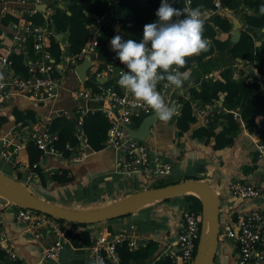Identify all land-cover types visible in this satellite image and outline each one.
<instances>
[{
    "label": "crops",
    "instance_id": "0c3cea01",
    "mask_svg": "<svg viewBox=\"0 0 264 264\" xmlns=\"http://www.w3.org/2000/svg\"><path fill=\"white\" fill-rule=\"evenodd\" d=\"M68 1L70 0L45 1L48 4L45 15L49 13L50 6L53 4L58 5L60 3L64 8L65 3ZM4 4L18 6L23 9L32 6L30 2L19 3L16 0H0V6ZM83 5L84 11L88 13L90 3H84ZM234 6H236L237 12L242 9L244 4L238 1L236 5L228 8L234 12V17L230 16V19L239 20L240 23L238 22V24L241 29L245 26L242 24L241 19L235 17ZM208 19H210V16H208ZM110 27L114 34H121L116 21L111 22ZM94 31L95 29H90L91 34ZM253 34L255 38L260 36L258 31H253ZM58 36L64 46L65 34L60 33ZM260 39L264 40V36H261ZM110 40L111 38H109ZM254 41L256 44L258 43L256 39ZM100 60L98 61L99 65L106 63L111 64L113 67L123 65L116 54L111 55L110 51H107L103 59ZM240 60L231 56L228 48L214 51L190 66L188 71L191 73V78L184 83L183 87L176 88L167 85L160 94L165 98L168 105L170 103L173 105V101L177 103L175 101L177 95H183L184 90L189 86H197L202 74L207 71L213 73L212 77L205 79L208 81L215 79L218 71L224 68H228L230 79H240L244 70L250 72L249 63L243 64ZM257 71L264 74V64ZM87 76L89 78L90 74H87ZM107 79L112 83H118L119 77L107 75ZM74 84H77L76 75L74 72L67 70L54 97L43 103L29 101L23 95V91L11 93L4 104L3 111L7 116V121L0 128V135L14 124L13 119L9 118L13 108L23 110L31 107L39 116L53 109H62L64 111L63 115L69 116L74 121L79 115L85 113V109L99 104L91 100L73 99L69 95L68 89ZM123 90L129 93L125 89ZM198 102L202 103L199 100ZM212 108L210 114L196 115V121L189 126L188 130L181 133L174 125L175 116L168 122H163L155 114L153 123L144 140H146V145L151 153L157 154L169 164V171L166 174L149 175L136 171L121 173L114 167L116 159L114 149L101 147L93 150L86 145L83 148L84 152L80 156L81 158L75 161L50 153H44L40 158V164L43 168L67 169L68 174L71 176L69 180L63 182L51 180L48 178V171L43 170L41 171L44 176L43 183H40L38 178L26 184L31 187L36 186L32 192L44 199L73 209H86L113 202L128 193L145 187L195 177L205 181L213 188L217 199L218 223L221 228L224 225L232 226L238 217L253 209L260 210L264 214V201L241 199L232 195L228 190V183L233 179L259 183L264 178V146L258 147V144H264V132L260 129L261 123L259 126H254L253 129H248L245 120L240 119L238 127L231 133V143L215 149L212 147V137L208 140H205L204 136L188 137V131L195 125L211 124L214 129L221 127L223 123L222 116L228 111V108L222 102L221 97L215 100ZM152 111L150 108L148 113ZM32 128L33 126L27 123L23 125L22 130L28 133ZM0 163H3L9 170L8 173L6 172L7 174L14 175L16 173V170L10 168L8 163L1 158ZM155 176H161L164 181L161 183L154 182L153 178ZM188 193L172 194L145 203L124 215L87 223L75 230L87 229L91 237L101 232L118 233L127 224L133 223L132 234L137 236L135 237L137 247L134 248L144 251L148 242H151L147 255L140 257L137 261L142 260L147 264H152L159 257L176 253L175 241L181 225V214L190 204ZM191 193L193 194V192ZM0 200V231H3V236L0 237V248L5 249V251L8 249L14 253L13 257L20 259L22 264H41L40 253L43 246L52 238L50 231L42 229L39 237L30 235L25 230L23 223L15 222L13 219L16 205L1 196ZM61 224L64 227L68 226L67 222ZM235 255V245L230 240L222 237L218 239L212 264H236ZM6 256H9L7 251ZM132 263L129 262L128 264ZM49 264H88L85 244L79 245L77 239L70 240L69 238V241L62 247L57 259L50 261Z\"/></svg>",
    "mask_w": 264,
    "mask_h": 264
},
{
    "label": "built area",
    "instance_id": "2783aa9c",
    "mask_svg": "<svg viewBox=\"0 0 264 264\" xmlns=\"http://www.w3.org/2000/svg\"><path fill=\"white\" fill-rule=\"evenodd\" d=\"M30 2L32 6L25 8V14L31 15L38 10L35 5L43 0H19V3ZM161 0H157V9L160 6ZM189 0H183L184 8L188 6ZM46 3V2H45ZM44 8L43 11H45ZM222 11V12H221ZM248 11L247 6H243L239 12ZM202 12L208 17L213 13H218L228 18L234 17L232 10L221 7L218 0H212V7L202 9ZM106 19L105 15H92V23L90 29H95L94 33L89 32L87 40L80 46L76 53L63 52L54 57L45 48V38L51 33L49 29V19H45V24L39 25L25 20L22 23L11 22L6 29L8 31V42L1 43L0 47V74L3 79L0 80V115L3 111L4 104L11 93L23 91L24 96L33 103H43L56 94L57 89L67 70H72V67L82 58H90L89 53L96 46V36L98 28ZM158 17L154 14L151 18L152 22H156ZM244 25V24H243ZM245 26V25H244ZM57 37H59L57 35ZM13 52H23L24 61L27 64L29 73L22 75L16 73L11 64V54ZM116 54V53H115ZM87 55V56H86ZM114 55V54H113ZM91 65L95 64L96 70L92 72L91 65L87 68L85 78L68 89L69 95L73 99H84L96 101L95 104L85 109L87 111L98 110L109 121V126L106 129L103 139V147H109L116 151V159L114 167L121 173L142 172L149 175L166 174L169 171V164L163 161L160 156L151 153L147 145L141 139H137L128 135L122 124L132 126L133 119L150 111V107L135 99L130 93H127L118 83H112L106 80V76H118L121 71H126L125 65L113 67L111 64L99 65L96 59L91 58ZM241 63H249V70H244L241 77L248 81L260 82L264 79V74L257 71L253 66V62L245 59L240 60ZM108 73V74H107ZM87 74H90L88 78ZM213 73L207 71L202 74L201 79L212 77ZM94 79L93 86H85V80ZM77 80V77H76ZM167 81H163L157 90L163 91L167 86ZM117 87V88H116ZM183 95L189 97L187 89ZM216 98L205 103H199L198 99H189L193 113L196 115L210 114L211 108ZM173 101L170 107H173L177 116L179 114L180 103ZM213 109V108H212ZM234 117L239 116L238 109L231 110ZM62 109H53L42 114L30 123L33 128L27 133L22 130L23 126L12 124L0 135V158L8 163L13 170L21 171L20 180L25 184L38 179L36 165L40 164V158L44 153H50L58 157H64L61 151L57 150L53 145V141L57 138V132L50 130L49 125L55 116L63 115ZM79 115L74 119L73 132L79 139L77 145L72 148L65 144L71 153L66 156L69 160H78L83 154L84 146H88L85 141V136L80 128L81 117ZM141 117V116H140ZM260 129L264 132V105L262 107V121ZM264 137V135H263ZM27 140H32L40 149L41 154L39 160L33 162L30 166H26L22 160L14 156L17 149L24 146ZM264 144H258V147H263ZM41 165V164H40ZM41 171L46 170L50 175L54 169L41 167ZM229 192L235 197L241 199H256L264 201V178L259 183H252L243 179H233L228 183ZM13 219L15 222L23 223L25 230L34 237H39L42 229H48L52 238L46 243L40 253V263L49 264L50 261L57 259L62 247L69 241L68 235L65 233V228L61 222L53 215L26 208L15 204ZM223 226V225H222ZM134 224L129 223L120 232L109 234L101 232L98 235L89 237L85 248L88 254V264H97V261L103 260V264L116 263L118 255L115 247L125 241L130 247H137V240L132 234ZM198 219L197 211L191 207H186L181 214V225L176 235V250L181 259L191 264L193 258V249L195 247V239L198 238ZM3 236V231H0V237ZM217 239L226 238L230 240L236 248V264H264V214L260 210L253 209L245 214H242L232 224V226L224 225L221 228L218 225ZM7 254L11 257L14 253L6 249Z\"/></svg>",
    "mask_w": 264,
    "mask_h": 264
},
{
    "label": "trees",
    "instance_id": "16d2710c",
    "mask_svg": "<svg viewBox=\"0 0 264 264\" xmlns=\"http://www.w3.org/2000/svg\"><path fill=\"white\" fill-rule=\"evenodd\" d=\"M16 1L19 2V0ZM218 1L221 7L226 8L236 5L238 1L243 3L244 6H247L248 11H243L242 14L239 10L237 11V17L241 19L245 27L240 29L238 39L231 42L229 40L231 20L226 16L213 13L210 19L206 20L203 33L211 41L209 50L202 52L198 56L188 58L186 66L179 69V71H188L193 63L201 61L204 56L225 48L229 49L231 56L253 62V66L257 70H260L264 64V40L260 39L261 36H264V14L259 12V7L261 4H264V0ZM84 3H90L88 13L84 11ZM168 3L180 9L183 6V0H168ZM46 5L48 6L47 3ZM188 6L190 8L199 6L202 10L212 7V0H189ZM156 11L157 0H70L65 3L64 8L53 4L50 6L47 15H45V11L43 10H36L31 15H26L23 8L4 4L0 6V42H8L9 32L5 28L11 22L22 23L25 20H29L34 24L42 25L45 24V19L48 18L51 33L45 38V48L56 58L63 52V49L66 53H76L89 36L92 15L104 14L106 19L98 28L96 46L89 53L92 59H103L107 51H110L111 55L115 54L111 48L108 49L110 45L109 38L117 35L114 34L110 27L111 22L116 21L118 23L121 30V34L119 35H121L122 39H133L139 42L143 37V26L147 23H152L151 18ZM260 28L262 29L260 30ZM253 31H258L260 36L255 38ZM60 33L65 34L64 46L61 44L59 37H57ZM255 39L258 41L257 44L254 41ZM0 52H2L1 47ZM11 60V66L16 73L22 75L29 73L28 66L24 61L23 52H13L11 54ZM90 68L94 72L96 70L95 64L91 65ZM228 72V68H224L218 71L216 78L212 81L201 79L197 86H189L187 88L188 98L184 95H177L176 100L179 101L180 107L179 114L174 118V125L179 133L188 130L189 126L196 121V116L193 113L189 99H198L200 102L205 103L221 97L222 102L227 106L228 111L222 116L223 123L220 128L214 129L211 124H204L195 125L188 131V137L190 138L204 136L205 140H208L212 137V147L215 149L231 143V133L238 127L240 119L245 120L248 129H253L254 126L260 125L262 121V107L264 105L263 88L254 80L248 81L243 78L232 80L229 78ZM83 84L85 86H93L94 79H87ZM235 108L238 109V117H234L231 111ZM37 117L38 113L31 107H27L23 110L13 108L9 118L13 119L14 124L23 126L33 122ZM139 120V116L135 117L132 125L136 126ZM6 121L7 116L4 111H1L0 128L6 124ZM108 126V119L98 110L87 111L82 115L80 128L85 136L86 143L91 149L97 150L103 147L102 142ZM49 129L57 132V138L53 141L55 148L61 151L62 156H68L72 152L71 148L79 142V139L73 132L74 126L72 119L66 115L55 116L51 120ZM65 144L71 148L69 149ZM40 154L41 149L32 140H27L24 146L16 150L14 156L22 160L26 166H30L33 162L39 160ZM40 168L41 165L37 164L36 170L38 172V178L40 183H43L44 176ZM20 173L21 171L17 169L16 173H14L15 178L20 180ZM48 178L63 182L69 180L71 176L68 174L67 169L58 168ZM190 178L197 179L195 177ZM188 197L190 199L189 207L197 211L199 229L201 219L199 197L192 193H188ZM58 220L61 223L64 221L68 223V226L63 227L70 240L77 239L79 245L87 244L90 237L88 230L84 228L78 231L75 230L79 226H84L87 223L66 221L61 218H58ZM150 243L149 241L144 251L128 246L125 241L116 245L115 250L118 255L116 264H128L129 262H133L132 264H147V262L142 260L137 261V259L147 255ZM196 243L197 239H195L193 255L195 253ZM0 259L2 260L0 264H22L20 259L6 256V251L2 248H0ZM106 264L111 263L106 262ZM152 264L187 263L181 259L178 251H176L174 255H165L157 258Z\"/></svg>",
    "mask_w": 264,
    "mask_h": 264
},
{
    "label": "clouds",
    "instance_id": "9594fccd",
    "mask_svg": "<svg viewBox=\"0 0 264 264\" xmlns=\"http://www.w3.org/2000/svg\"><path fill=\"white\" fill-rule=\"evenodd\" d=\"M259 12L264 14V4ZM155 15L158 20L143 26L139 42L124 40L117 34L111 38L110 46L127 69L120 72L118 84L149 106L161 121L168 122L176 111L166 103L157 85L167 81L169 86L183 87L191 73L179 69L186 66L188 58L207 52L211 41L203 34L208 17L199 6L180 9L161 0ZM97 264H103V260Z\"/></svg>",
    "mask_w": 264,
    "mask_h": 264
},
{
    "label": "water",
    "instance_id": "95a60500",
    "mask_svg": "<svg viewBox=\"0 0 264 264\" xmlns=\"http://www.w3.org/2000/svg\"><path fill=\"white\" fill-rule=\"evenodd\" d=\"M58 6L62 7L60 3H58ZM35 7L38 10H44L46 3L39 2ZM239 34V24L236 19H232L229 40L231 42L236 41ZM110 48L111 46L109 45L108 49ZM90 60L91 58L84 57L72 67L78 82L84 80L87 68L91 65ZM96 60L101 61L100 59ZM260 85L264 90V79L260 82ZM154 117L155 112L152 111L141 116L136 126H129L123 123L122 127L129 136L144 140L153 123ZM3 183L11 185L17 193H12L6 189ZM189 190H195L197 192L196 195L199 197L201 205L199 234L191 264H212L218 242L217 231L219 223L217 199L213 188L203 180L184 178L179 181L167 182L161 185L149 186L133 191L107 204L86 209H73L36 195L21 180L15 178L14 175L0 171V196L3 198L19 206L38 210L53 215L56 218L84 223H92L116 217L132 211L145 203L172 194L188 192ZM205 231L208 233L206 241L207 247L204 257L199 261V252L203 244Z\"/></svg>",
    "mask_w": 264,
    "mask_h": 264
},
{
    "label": "rangeland",
    "instance_id": "374dc122",
    "mask_svg": "<svg viewBox=\"0 0 264 264\" xmlns=\"http://www.w3.org/2000/svg\"><path fill=\"white\" fill-rule=\"evenodd\" d=\"M234 11L236 12V6H234ZM227 18H228V16H226ZM235 17H237V12L235 13ZM238 18V17H237ZM229 19H230V17H229ZM230 20H232V19H230ZM237 20V19H236ZM237 22H239L240 23V21L238 20ZM257 41V40H256ZM143 142L146 144V140H143ZM0 170H2V171H4L5 173L7 172H9V170L6 168V166L3 164V163H0ZM153 181L155 182V181H157L158 183H161V182H163L164 180L162 179V177L161 176H155L154 178H153ZM151 183V182H150ZM25 185L31 190V191H34L35 190V187L36 186H34V187H31V186H28L26 183H25ZM156 186V185H155ZM190 193V192H189ZM2 197V196H1ZM65 222V221H64ZM66 223V222H65ZM65 225V224H64ZM205 234H207L206 236H204V241H205V247H204V250H203V253H205V251H206V247H207V244H206V241H207V237H208V233L205 231Z\"/></svg>",
    "mask_w": 264,
    "mask_h": 264
},
{
    "label": "bare ground",
    "instance_id": "6f19581e",
    "mask_svg": "<svg viewBox=\"0 0 264 264\" xmlns=\"http://www.w3.org/2000/svg\"><path fill=\"white\" fill-rule=\"evenodd\" d=\"M4 184V186H5V188L6 189H8L9 191H11L12 193H17L14 189H13V187L11 186V185H7V184H5V183H3ZM188 192H193V194H197V192L195 191V190H189ZM207 234H205V236H206ZM204 248V240H203V244H202V246H201V249H200V252H199V261H201V259L204 257V253H203V249Z\"/></svg>",
    "mask_w": 264,
    "mask_h": 264
}]
</instances>
